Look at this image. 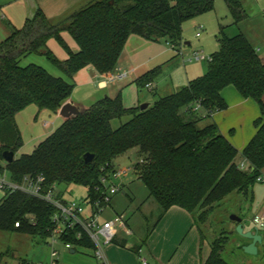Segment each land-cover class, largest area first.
<instances>
[{"label":"trees","instance_id":"16d2710c","mask_svg":"<svg viewBox=\"0 0 264 264\" xmlns=\"http://www.w3.org/2000/svg\"><path fill=\"white\" fill-rule=\"evenodd\" d=\"M245 0H223L233 23L246 18ZM213 0H94L58 24L48 22L37 10L20 29H12L0 42V173L13 183L40 176L44 192L61 184L87 189L85 202H100L104 189L100 178L114 168V160L134 151L133 173L161 210L158 219L171 207L194 216L203 210L196 224L205 221L214 205L231 194L245 195L257 183L264 169V60L239 33L227 37L221 30L219 49L211 56L207 72L179 91L158 98L145 110L125 108L120 96L101 99L63 123L40 142L29 155L5 164V151L14 155L22 147L16 115L30 105L39 111L56 113L70 98L74 85L49 75L35 65L19 66L21 58L43 55L63 75L72 79L91 66L101 76L113 72L130 36L145 40H165L173 48L182 41V25L196 16L211 12ZM62 33L76 44L73 51ZM55 40L65 51L64 61L47 49ZM160 72L157 67L136 81L144 88ZM233 87L244 99L253 100L260 116L253 122L255 134L241 152L248 166L238 168V151L213 122V113L227 109L221 92ZM198 104L205 113L191 112ZM120 122L117 128L112 121ZM94 160L84 164L83 155ZM54 209L44 201L20 191L7 192L0 200V231L16 232L41 239L50 237ZM18 223V227L15 224ZM75 228L60 237L73 249L91 250L85 234L79 239ZM211 243L203 264H227L222 252L229 233ZM148 236V233H147ZM202 238V236H201ZM6 253H0V264Z\"/></svg>","mask_w":264,"mask_h":264},{"label":"crops","instance_id":"0c3cea01","mask_svg":"<svg viewBox=\"0 0 264 264\" xmlns=\"http://www.w3.org/2000/svg\"><path fill=\"white\" fill-rule=\"evenodd\" d=\"M93 1L0 0V42L10 35L12 29L22 28L25 21L32 18L37 10H40L44 14L49 23L58 24ZM253 2V0H245L243 3L244 8L251 7ZM257 8L258 10L263 9V4L257 3ZM199 27H202V25H199ZM196 36L200 37V34L196 33ZM246 39L249 41L247 37ZM53 41L55 42V40ZM161 41H164L169 49L160 50L155 47V44ZM249 43L255 49L257 55L264 60V53L260 54L261 51L256 49L252 42L249 41ZM183 45H188V43H183V39L179 47L173 48L172 45H169L163 39L149 41L135 35L130 36L115 68V71L120 70V72L124 73L125 77L121 81L109 82L106 76L99 75L91 66L77 72L72 79L63 75L65 81L74 85L73 92L65 103H69L78 111H82L101 99H114L120 96L125 108H139L140 105L145 104L149 106L158 98L179 91L191 80L207 72L208 64L196 63L194 65L193 62L186 63L185 60H179V57H183L180 54ZM69 47L73 51L77 50L75 43H72ZM49 48L55 51V43L50 42ZM66 58L67 55L61 57V61L66 60ZM157 67H160V72L163 73L165 80L156 82V79H153L150 82V90L147 89L148 93H144V88H140L136 84V81ZM156 92L160 93L159 95L161 96H157L156 100L151 103L149 95L156 94ZM221 96L227 105V109L213 113L205 123L213 122L217 125L220 133L238 151L239 154L236 161L240 163L243 161L241 158L242 150L255 134L253 122L260 116L259 107L253 100L242 98L231 86L225 88L221 92ZM262 101L264 103V96ZM54 114L58 118V123L56 124L61 125L65 119L59 115V110ZM197 115L205 117V113L201 109ZM229 128H231L229 132H232V134L227 133V129ZM260 178L262 180L259 182L262 184L260 187H251L245 195L231 194L229 196H234L232 198H234L233 201L236 204L242 201H245L247 204L248 200L252 203L258 201L260 206L253 217L263 216L264 218V169L261 171ZM244 197L245 200H243ZM240 206L239 204V208L237 207L236 210L242 211L240 210ZM153 209L155 208L153 207ZM155 210L158 211V216L155 218L154 224L148 231L144 232V234L142 233L136 239L132 235L131 230V235H127L121 229L117 231L113 243L104 247V256L107 264H141L137 251H140L139 256L145 260L146 264H203L208 259L211 252V243L216 238L205 237L192 214L174 206L169 208L158 219L161 210L157 208ZM242 224L244 232L251 231L249 227L254 226L252 220L249 221L250 226L248 228H245L246 225L243 220ZM126 225L128 227L127 221ZM235 227L236 224L234 223L229 229L234 230ZM249 243L250 241L244 245H248ZM56 251L57 264H102L101 261L93 256L91 250L78 248L66 251L59 248ZM3 264L12 263L4 258ZM18 264L29 263L22 261Z\"/></svg>","mask_w":264,"mask_h":264},{"label":"rangeland","instance_id":"374dc122","mask_svg":"<svg viewBox=\"0 0 264 264\" xmlns=\"http://www.w3.org/2000/svg\"><path fill=\"white\" fill-rule=\"evenodd\" d=\"M253 1L251 7L244 8L247 17L238 25H232L233 20L223 0H213L214 9L211 12L185 21L182 25V39L183 43H188V45L181 47L180 54L183 57H179V60H185L186 63L193 62L194 65L196 63L207 65V61H188L190 59L188 55H191L193 51H203L206 57H211L219 49L218 36L221 30L227 37H233L239 33L244 34L255 45V48L261 51L260 54L264 53V0ZM259 2L263 4V9L261 10L257 8V3ZM199 25L203 27L201 30H199ZM196 33H199L200 37H197ZM61 35L68 46L72 45V43L74 44L67 33H62ZM50 42L55 43V51L49 48ZM50 42L47 43V49L61 61V57L66 56L64 49L56 41L51 40ZM155 47L160 50L169 49L164 41L155 44ZM28 65L38 66L52 77L65 79L63 74L43 55H29L20 59L19 66L25 67ZM154 79H156V82L165 80L161 72ZM143 90L144 93H148L147 89L144 88ZM159 94L158 92L156 94H148L150 102L153 103L157 96H161ZM38 111L35 105H30L19 112L16 117L22 139V147L15 154L14 160L22 155L31 154L40 142L60 126L56 124L58 123V118L55 117L54 112L48 110ZM111 124L113 128H117L120 122L114 120ZM230 129H227V133H230ZM135 160V154L132 152L114 160L113 166L115 170L126 168L130 170L126 176L112 181V184L118 187L120 191L111 198L109 205L104 208L101 221H111L115 216H124L129 229L132 231V235L136 239L154 224L155 218L158 216V211L155 209H160L155 200L149 197L147 188L133 173L132 164ZM5 176L9 179L7 173H5ZM261 185L257 182L253 187L258 188ZM233 195L214 205L213 211L205 223L198 221L197 225L202 229L205 237L221 239L223 237L222 234L229 233V240L221 255L227 264H264V228L259 230L262 242L256 245L257 253L255 255H249L243 251V247L246 246L244 244L249 240L238 235L235 229H229L234 224L230 219L231 216L241 218L246 225L245 228H248L250 226L249 221L252 220L260 206L259 202L254 201L252 203L248 200L247 204L245 201L236 204L233 201ZM4 196L5 193L0 190V200ZM86 196L87 189L79 185L61 184L56 186L54 190L55 198L80 203L87 213L89 208L85 202ZM243 200H245V197ZM239 204L242 211L236 210L237 207L239 208ZM204 210H197L194 213L195 218H198L199 214ZM249 228L252 231L255 227ZM50 241V238L43 240L37 236L0 231V253H6L5 258L12 264H18L22 261H27L29 264H52ZM59 248L64 249L62 243L57 242L55 249Z\"/></svg>","mask_w":264,"mask_h":264},{"label":"built area","instance_id":"2783aa9c","mask_svg":"<svg viewBox=\"0 0 264 264\" xmlns=\"http://www.w3.org/2000/svg\"><path fill=\"white\" fill-rule=\"evenodd\" d=\"M202 27H199L201 29ZM198 36V34H197ZM190 61H211V57H206L202 51H193L190 55ZM125 77V74L120 72V70H114L106 79L109 82L121 81ZM151 84L148 83L144 88L150 90ZM200 106L195 104L191 112L197 115L200 110ZM238 168L243 171L248 170V166L244 161L238 163ZM129 168L123 170H113L106 173L100 178V183L104 189V196L100 202H92L88 205L89 211L86 213L80 203L75 201H63L60 198L54 197V190L51 189L44 192V180L40 176L34 178L25 177L20 184L11 182L6 178L5 173H0V190L5 194L7 192L20 191L32 197L38 198L54 209V214L51 218V223L53 225V230L50 235L51 246V258L52 264L56 263L57 251L54 246L57 242L62 243L63 248L66 251L73 249V246L69 243L62 242L60 237L75 228L78 229L76 232V237L79 239L82 234H85L91 244L93 245L92 254L93 256L102 262V264H107L104 256V247L113 243L116 233L119 229L123 230L127 235H131L130 229L126 225L124 216H115L111 221H101L100 217L106 206L109 205L111 198L117 194L120 189L112 184L114 179L126 176L129 172ZM133 171V169H132ZM261 178H257V182H261ZM252 223L255 228L260 230L264 228V218L263 216H255L252 219ZM18 227V223L15 224ZM137 255L141 264H146L145 260Z\"/></svg>","mask_w":264,"mask_h":264},{"label":"water","instance_id":"95a60500","mask_svg":"<svg viewBox=\"0 0 264 264\" xmlns=\"http://www.w3.org/2000/svg\"><path fill=\"white\" fill-rule=\"evenodd\" d=\"M147 107H148L147 104L140 105L139 109L141 111H143ZM78 112L79 111L73 105H71L69 103H64L59 109V115L64 119H68L72 116H75ZM14 156L15 155L13 152H8V151L3 152V154H2L3 160H4L5 164H7V165L14 161ZM94 158L95 157L93 154L86 153L85 155H83L82 161L84 164H90V163H92ZM230 219H231V221H233L236 224L235 232L238 235H240L241 237L250 241V243L248 245L243 247V251L246 254L255 255L257 253L256 245L261 244V242H262V236L260 235L259 230L257 228H253L252 231L244 232V227H243L241 218H239L237 216H231Z\"/></svg>","mask_w":264,"mask_h":264}]
</instances>
